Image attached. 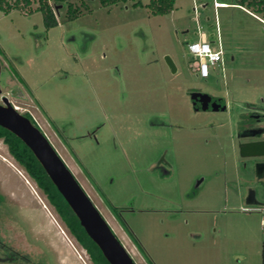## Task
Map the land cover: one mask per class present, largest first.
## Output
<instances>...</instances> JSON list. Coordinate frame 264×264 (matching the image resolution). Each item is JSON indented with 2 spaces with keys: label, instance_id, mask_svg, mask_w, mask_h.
<instances>
[{
  "label": "rangeland",
  "instance_id": "1",
  "mask_svg": "<svg viewBox=\"0 0 264 264\" xmlns=\"http://www.w3.org/2000/svg\"><path fill=\"white\" fill-rule=\"evenodd\" d=\"M45 1L49 30L42 0L0 10V105L31 117L134 264H264V182L237 151L250 109L264 115V17L212 0L157 16L151 0ZM201 27L222 52L206 79L187 50ZM193 91L225 112L194 110ZM0 264H92L1 140Z\"/></svg>",
  "mask_w": 264,
  "mask_h": 264
},
{
  "label": "water",
  "instance_id": "2",
  "mask_svg": "<svg viewBox=\"0 0 264 264\" xmlns=\"http://www.w3.org/2000/svg\"><path fill=\"white\" fill-rule=\"evenodd\" d=\"M165 63L171 72H175L174 64L169 58H165ZM189 98L192 107H196L198 101L201 100L205 108H209L211 112H217L220 106L215 102L212 104L211 98L206 94L193 92ZM1 102L0 127L13 134L30 150L78 220L79 225L99 249L107 263L134 264L124 247L113 235L109 226L83 192L44 134L27 118L19 114L10 105L7 98L2 97ZM239 152L243 158L264 157V141L244 143L239 146ZM262 168H264V165H256L257 176ZM245 202L249 206L258 205L253 191L248 192Z\"/></svg>",
  "mask_w": 264,
  "mask_h": 264
},
{
  "label": "trees",
  "instance_id": "3",
  "mask_svg": "<svg viewBox=\"0 0 264 264\" xmlns=\"http://www.w3.org/2000/svg\"><path fill=\"white\" fill-rule=\"evenodd\" d=\"M18 0H15L11 6L9 1L0 0V10L8 12L18 7ZM62 0H52V3L61 2ZM110 0H101L102 3ZM115 1V0H112ZM175 0H151L147 5L150 15H164L170 13L174 9ZM226 5L242 7L258 19L263 21L264 17V0H229ZM23 6H30L29 0H23ZM37 12L42 15L43 25L46 30L57 26L56 16L53 12V7L48 1H43L39 4ZM68 19L76 18L77 9H72L71 5L67 7ZM264 22V21H263ZM34 126L36 124L27 114L23 115ZM37 127V126H36ZM0 140L6 146L8 154L13 160L24 170L27 176L35 183L36 187L46 197L49 205L54 209L64 226L67 228L70 235L76 240L78 245L86 252L92 264H108L102 256L96 245L88 238L78 220L71 212L70 208L53 186L39 163L36 161L30 150L13 134L0 127Z\"/></svg>",
  "mask_w": 264,
  "mask_h": 264
},
{
  "label": "flooded vegetation",
  "instance_id": "4",
  "mask_svg": "<svg viewBox=\"0 0 264 264\" xmlns=\"http://www.w3.org/2000/svg\"><path fill=\"white\" fill-rule=\"evenodd\" d=\"M193 92L205 94V93H201L198 91H193ZM193 92H190V94ZM190 94H189V97H190ZM209 97L211 98L212 104H213V102H215V103H218L220 105L217 112H225L226 106L221 99L213 98L211 96H209ZM193 108L196 111H210L209 108L208 109L205 108V105L201 100H199L197 103V106L193 107ZM237 140H238L237 151H238L239 157L243 161V166L246 167L247 165H249L252 168L256 179L260 182H264V168H262L259 171L258 176L256 175V165H258V164L264 165V157H260V158H258V157H246V158H243L240 156V152H239V146L244 144V143H253V142L264 141V115H263V113L260 112V110L253 109V108L250 109V111L247 114V121H243V125L241 127V130L239 131V133L237 135ZM249 191H253V190H249ZM253 193H254V198H255V192L253 191ZM247 195H248V193H247ZM255 200H256V198H255ZM245 201H246V199H245ZM259 205H261V204H259ZM261 206L264 207V204Z\"/></svg>",
  "mask_w": 264,
  "mask_h": 264
},
{
  "label": "built area",
  "instance_id": "5",
  "mask_svg": "<svg viewBox=\"0 0 264 264\" xmlns=\"http://www.w3.org/2000/svg\"><path fill=\"white\" fill-rule=\"evenodd\" d=\"M213 7H220L215 0H212ZM197 40L187 45L188 53L193 57L191 67L197 77L206 79L209 77L210 67L222 65V52L220 49L217 33V49L208 41L205 34L197 30Z\"/></svg>",
  "mask_w": 264,
  "mask_h": 264
},
{
  "label": "crops",
  "instance_id": "6",
  "mask_svg": "<svg viewBox=\"0 0 264 264\" xmlns=\"http://www.w3.org/2000/svg\"><path fill=\"white\" fill-rule=\"evenodd\" d=\"M216 1V3L220 6V7H222V8H229V7H231V6H233V5H226V3H229V1L228 0H215ZM204 7V6H203ZM220 7H218V8H220ZM234 7V6H233ZM241 10H243L244 12H246L247 14H249L250 16H252L253 18H256V19H258L255 15H253L252 13H250L249 11H247L246 9H244V8H242V7H239ZM213 9H215L214 7H213ZM258 20H260V19H258ZM261 21V20H260ZM203 28L204 27H201L200 29V31L202 32V33H204L205 34V36H206V38L208 39V36L206 35V33L203 31ZM216 37H217V33H216ZM208 41H209V39H208ZM211 43L212 44H214V42H212L211 41Z\"/></svg>",
  "mask_w": 264,
  "mask_h": 264
}]
</instances>
